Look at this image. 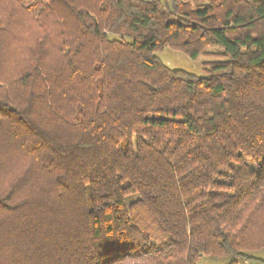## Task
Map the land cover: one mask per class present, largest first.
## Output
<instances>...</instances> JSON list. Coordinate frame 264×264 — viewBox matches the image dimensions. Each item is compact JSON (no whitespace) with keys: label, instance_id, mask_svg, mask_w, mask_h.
Returning <instances> with one entry per match:
<instances>
[{"label":"trees","instance_id":"16d2710c","mask_svg":"<svg viewBox=\"0 0 264 264\" xmlns=\"http://www.w3.org/2000/svg\"><path fill=\"white\" fill-rule=\"evenodd\" d=\"M261 249L264 0H0V264Z\"/></svg>","mask_w":264,"mask_h":264},{"label":"rangeland","instance_id":"374dc122","mask_svg":"<svg viewBox=\"0 0 264 264\" xmlns=\"http://www.w3.org/2000/svg\"><path fill=\"white\" fill-rule=\"evenodd\" d=\"M159 60L171 70H181L195 76H205V62L212 59H206L205 57L196 58L192 60L186 54L173 51L170 48L165 47L162 51L156 53ZM247 256L251 259L238 261V264H264V249L247 252ZM231 258H216L211 259L206 256H201L196 264H228Z\"/></svg>","mask_w":264,"mask_h":264}]
</instances>
